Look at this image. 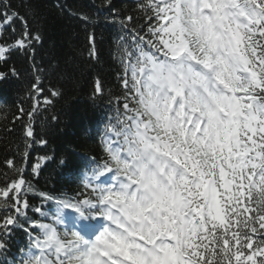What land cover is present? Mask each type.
<instances>
[{
    "label": "snow or ice",
    "instance_id": "1",
    "mask_svg": "<svg viewBox=\"0 0 264 264\" xmlns=\"http://www.w3.org/2000/svg\"><path fill=\"white\" fill-rule=\"evenodd\" d=\"M137 7L143 24L114 12L130 35L120 37L125 95L105 157L93 158L82 193L42 194L55 211L35 209L39 232L29 230L19 264H264V0ZM16 20L22 34L0 45V58L41 39L0 4V32ZM28 207L24 195L0 199L14 210L0 222V249Z\"/></svg>",
    "mask_w": 264,
    "mask_h": 264
},
{
    "label": "trees",
    "instance_id": "2",
    "mask_svg": "<svg viewBox=\"0 0 264 264\" xmlns=\"http://www.w3.org/2000/svg\"><path fill=\"white\" fill-rule=\"evenodd\" d=\"M5 2L24 16L41 39L30 48H13L0 61V71L10 77L3 85L5 104L0 106V188L23 178L21 190L33 199L45 201L42 194L81 193V174L87 170L89 156H103L98 140L90 134L98 113L105 106L115 112L118 99L122 109L125 95L118 66L121 53L116 47L121 36L130 34L111 16L119 12L122 19L132 15L138 17L135 24L145 23L137 7L141 0H111L110 4L108 0H0ZM22 31V23L16 20L0 32V45L14 43ZM34 85L42 91L37 93ZM44 100L50 102L47 111L42 110ZM32 105L36 109L33 130L37 126L40 143L29 147L23 127ZM104 109L102 118L108 111ZM6 216L9 213L0 208V222ZM12 259L6 256L3 263Z\"/></svg>",
    "mask_w": 264,
    "mask_h": 264
}]
</instances>
